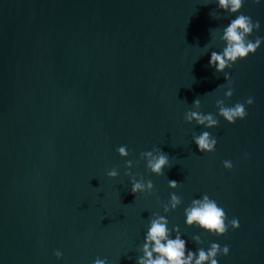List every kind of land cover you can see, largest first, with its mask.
<instances>
[{
  "label": "water",
  "instance_id": "obj_1",
  "mask_svg": "<svg viewBox=\"0 0 264 264\" xmlns=\"http://www.w3.org/2000/svg\"><path fill=\"white\" fill-rule=\"evenodd\" d=\"M215 8L211 0H0V264H91L97 256L135 264L157 197L173 191L182 204L168 213L170 225L189 239L197 233L182 210L207 193L240 226L204 234V246H230L219 264H264V43L225 69L234 89L225 104L254 98L244 119L217 117L209 129L183 119L194 99L213 114L223 99V73L207 63V52L222 47L209 29L227 23L223 13L209 15ZM240 11L260 22L252 36H264V3L245 0ZM201 130L217 138L214 152L192 143ZM153 146L169 155L163 175L139 159ZM125 159L152 180L151 193L130 192ZM112 167L116 178L106 176Z\"/></svg>",
  "mask_w": 264,
  "mask_h": 264
},
{
  "label": "clouds",
  "instance_id": "obj_2",
  "mask_svg": "<svg viewBox=\"0 0 264 264\" xmlns=\"http://www.w3.org/2000/svg\"><path fill=\"white\" fill-rule=\"evenodd\" d=\"M216 8L209 12L213 18L220 19V13L224 14L227 23L216 28L209 29L210 38L218 33V40L221 43L219 51H208V66L212 67L216 73H223L224 83L217 88L224 89L223 99L215 100L216 113L202 112L201 101L196 98L192 101L191 107L184 112L183 119L188 123H195L203 129L213 128L218 125L217 117L223 118L227 123H234L237 119H244L247 115L246 105H252L254 98L247 96L243 102L237 101L231 105H226L224 100L233 95L232 79L230 73L225 69H230L238 60L245 59L253 54L264 43V36H252L253 32H258L260 22L253 20L249 15L240 11L245 0H211ZM255 4L264 3V0H252ZM219 10V11H218ZM206 43L202 48H207ZM216 88V89H217ZM215 91V90H214ZM191 141L195 144L197 151L201 153L214 152L218 143L217 138L207 130L198 133L193 132ZM120 157H128L130 150L126 145H119L115 149ZM247 153L244 154L247 158ZM139 159L145 162V170L157 176L164 174V169L171 167L168 153L162 148L153 146L150 150L141 151ZM139 159L136 163H139ZM134 161L124 160V175L128 177L129 190L132 194L151 193L154 184L151 179L139 173L131 171ZM221 166L231 170L233 162L231 159L221 161ZM119 175L117 167H112L106 171V176L116 178ZM167 186L175 189L178 182L167 179ZM160 211H152L146 219L144 230L142 231L141 242L135 249V264H219L217 257L227 256L230 252L228 244L221 245L217 241H205L204 234L209 236H222L229 230L239 228L238 217L229 218L224 207L219 205L217 200L211 198L207 193L200 194L199 197L192 198L183 207V223L186 227H195L199 231L191 235L190 239L181 231L180 226L170 225L168 213L175 211L182 204V198L176 192H169L166 201H161L157 197ZM192 242L196 247L190 248L187 245ZM53 255L60 259L62 251L57 249ZM132 259V257H128ZM91 264H109L107 257L97 256L92 259Z\"/></svg>",
  "mask_w": 264,
  "mask_h": 264
}]
</instances>
